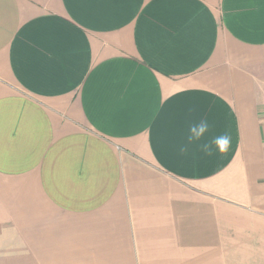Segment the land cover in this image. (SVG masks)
<instances>
[{
    "label": "crops",
    "instance_id": "crops-1",
    "mask_svg": "<svg viewBox=\"0 0 264 264\" xmlns=\"http://www.w3.org/2000/svg\"><path fill=\"white\" fill-rule=\"evenodd\" d=\"M263 105L264 0H0V264H264Z\"/></svg>",
    "mask_w": 264,
    "mask_h": 264
},
{
    "label": "clouds",
    "instance_id": "clouds-1",
    "mask_svg": "<svg viewBox=\"0 0 264 264\" xmlns=\"http://www.w3.org/2000/svg\"><path fill=\"white\" fill-rule=\"evenodd\" d=\"M210 125L207 120H200L198 122L192 123L188 127L187 135V144L180 147L181 153H187L189 148L188 145H191L194 142L203 141L206 133L209 132ZM232 137L228 133L217 135L212 137L206 142L200 143V150L211 156L214 154V151H218L220 154H227L231 148Z\"/></svg>",
    "mask_w": 264,
    "mask_h": 264
},
{
    "label": "built area",
    "instance_id": "built-area-1",
    "mask_svg": "<svg viewBox=\"0 0 264 264\" xmlns=\"http://www.w3.org/2000/svg\"><path fill=\"white\" fill-rule=\"evenodd\" d=\"M260 114H261L262 121H263V123H264V105H263L262 108H261V112H260Z\"/></svg>",
    "mask_w": 264,
    "mask_h": 264
}]
</instances>
